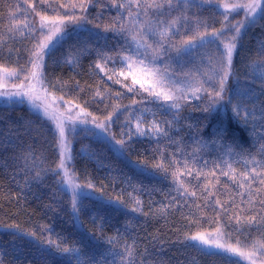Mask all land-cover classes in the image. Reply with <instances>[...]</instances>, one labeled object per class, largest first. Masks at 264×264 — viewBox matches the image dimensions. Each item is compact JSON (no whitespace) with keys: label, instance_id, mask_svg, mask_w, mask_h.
Masks as SVG:
<instances>
[{"label":"trees","instance_id":"16d2710c","mask_svg":"<svg viewBox=\"0 0 264 264\" xmlns=\"http://www.w3.org/2000/svg\"><path fill=\"white\" fill-rule=\"evenodd\" d=\"M228 2L173 0L159 18L167 26L179 17L175 27L161 37L145 26L152 45L145 47L132 36L141 21L151 19L158 29L152 10L145 16L113 0H0V68L26 80L41 45V17L61 19L63 40L39 53L41 83L99 131L80 130L72 146L80 192L71 195L59 180L55 130L24 101L0 100V264H245L190 242L218 228L240 253L264 254V194L255 191L262 186L251 171L264 165V11L237 37L223 99L214 103L209 92L219 87V74L212 77ZM216 30L222 31L206 35ZM136 50L167 79L186 81L199 94L178 108L154 99L124 70V58ZM153 123L163 131H149ZM229 166L238 178L248 172L252 188L222 175ZM177 169L195 196L179 187Z\"/></svg>","mask_w":264,"mask_h":264},{"label":"rangeland","instance_id":"374dc122","mask_svg":"<svg viewBox=\"0 0 264 264\" xmlns=\"http://www.w3.org/2000/svg\"><path fill=\"white\" fill-rule=\"evenodd\" d=\"M227 1H229L228 2L229 4H246L251 2V0H227ZM261 3L263 4V0H261ZM261 12H262L261 9H257L256 13H253L252 16H249L247 18L245 17L244 9H240L238 11H232L229 13L227 20V27L223 35L222 34H221L222 36L219 35V40H218L222 46V50H223L222 53H224L225 51L224 43L227 42L235 34V29L233 26L238 25V22H240L242 24L241 26V31H242L243 28L257 22V20L260 18ZM253 17H255L254 22H253ZM60 27L61 30L59 32H56L54 30V27L51 23H48L44 27H41V19H40L39 29L41 33V45L46 44L47 47H44L43 49H41L40 47L39 53L40 51L43 52L53 51L55 48L58 47V44L64 38L66 32V24L62 23ZM49 37H51V39H49ZM39 53H38V57L34 62L36 64V67L33 66L32 72H30V75L26 80L20 81L19 78H17L15 72L0 68V93H16V92L20 93V95H0V100L12 101L17 99L24 101L26 104H28V107L30 108L33 114L45 120L46 123L49 126H51L57 134V148H58L59 159H61V155H60L61 146L58 143L59 132L57 129V123L60 121L63 122V126L65 129V143L67 144V151L65 152V157H66L65 168L64 169L59 168V180L61 181L62 189H64L68 194L77 195L78 192H80V190L77 186L75 173L72 166L73 164L72 146L74 142L77 140L78 136H80L79 133H82L80 132V130L93 128L96 130L97 133H99V131L89 122H86L85 114L83 112H80L78 109L70 105L63 104L58 98L54 97L44 88V86L41 83V76H40V68L42 62V59L40 57L42 55L39 56ZM128 56H131L136 60H142V58L139 57V53L137 52V50L135 51V53H132ZM127 63L128 61L124 60V68H125L124 70L126 74L131 77L132 81L134 82V79L137 80L142 79L141 74L139 72H136L134 74L129 73V70L127 68ZM33 72L36 73L35 76L32 75ZM11 73H15V74L13 75ZM167 81L170 84L171 89L174 91V95L177 97L175 101H171V100L164 101L161 99V101H164L169 106H172L173 103L179 105L182 101L194 98L199 94V91L198 92L195 91L197 88L195 86H192L186 81L176 82L170 79H167ZM135 84L140 86L139 83H135ZM148 86H149L148 84H145V87ZM25 93H27V95H25ZM153 97L154 99H156L155 96ZM65 169H67V173H68L67 178L65 177ZM69 179L71 180V184L68 183ZM202 235H204L205 239L209 241L208 244H204L200 240H193V239H191L190 242L196 248L204 252H208V253L219 252L231 258L243 259L245 261V264H264L263 252L259 251L258 253L255 252L251 254L243 253V255H241L239 251L236 253L228 252L223 249L217 248L214 243V242H218L229 245L223 235L221 236L217 232L210 234H202Z\"/></svg>","mask_w":264,"mask_h":264},{"label":"snow or ice","instance_id":"6c2138e0","mask_svg":"<svg viewBox=\"0 0 264 264\" xmlns=\"http://www.w3.org/2000/svg\"><path fill=\"white\" fill-rule=\"evenodd\" d=\"M185 4H187V0H185ZM113 5L114 6H118L121 9H124L126 7H135L137 9H141L144 13L145 16L149 15V10H152L155 14H156V19H155V24L158 26V29H154L152 27V23L153 21L150 19L148 21H141L140 22V31L137 32L135 35L132 36L133 41H137L138 38L140 40L144 41V45L145 47H152L151 44H148L146 38L143 35L144 32V28L145 26H147V30L149 32H154L156 30L159 31L161 37H165L167 36L170 28L175 27L179 17L174 18L170 21L167 22V26L165 25V21L163 19H160L159 17L163 15V10L165 9V7H167V9L170 11L173 8V0H127V3L121 2L117 5L116 0H113ZM81 8H84L86 5L85 3L81 2V4L79 5ZM72 7H76L75 4L72 5ZM222 7H224L225 9V13H224V20H228V15L230 12L232 11H238L240 9H244L245 11V17H249L252 16L253 13L257 12V9H261L262 11H264V5H262L261 0H251L250 3H246V4H229V3H224L222 5ZM132 12L129 11V16H132ZM255 20V17H253V22ZM51 23L54 27V30L56 32H59L61 30L60 25L63 23V21L61 19H50L48 17H41V27H44L46 24ZM241 26L242 24L240 22H238V25H234V29H235V34L227 41L224 43V53L222 54L221 58H220V62H219V67L216 69V72L214 73V76L212 78L215 77L216 74H219V80H218V89H214L212 92H209V96L213 98L214 103L218 102L220 100L223 99V93L225 91L226 88V83L229 79V76L231 74V67H232V56H233V51L236 48V39L237 37L240 35V31H241ZM225 27H227V25H225ZM112 28H115V25L112 26ZM105 30H109V29H105ZM222 30H216L212 33H207L206 35H217L218 33H220ZM49 39H51V37H49ZM191 43V40H185L182 41V44H189ZM41 49H43L44 47H47L46 44H42ZM42 58V57H40ZM126 61H128L127 63V68L129 70L130 74H134L136 72H139L141 74L142 79L137 80L134 79V83H139L141 86V89L144 92H147L149 95L151 96H155L157 100H164V101H175L177 99V97L174 95V91L171 89L170 84L168 83L165 75L163 73L160 72L159 69L157 68H153L150 67L145 60H136L131 56L125 57L124 58ZM34 67H36V64L34 63ZM97 67H100V65H97ZM103 70V69H102ZM11 74H15V73H11ZM33 76L36 75L35 72L32 73ZM145 84H148V87H145ZM22 86V85H21ZM132 89L129 88V91H131ZM201 89L197 88L195 91H200ZM100 93L98 92L97 95H99ZM0 95H20L19 92L16 93H0ZM25 95H27V93H25ZM135 102V101H134ZM172 107H176L178 108L179 105L176 103L172 104ZM205 111H208V109H205ZM237 114L239 112V107L237 106L236 108ZM47 114V113H46ZM58 119V118H55ZM98 127H103V124H98ZM57 129L59 132V140L58 143L61 146V159L60 162L58 164L59 168L64 169L65 168V152L67 151V144L65 143V129L63 126V122L60 121L57 123ZM149 131H153V132H162L163 129L160 128L157 124L153 123L150 128ZM137 132H139L141 135L145 134L142 128L141 123L138 122L137 124ZM223 134V130H221V133ZM118 144H122L123 141H117ZM264 147V146H262ZM157 167H163V165H157ZM185 170L187 172L188 175L192 174V169L189 168L187 165H185ZM252 175L259 178V184L262 186L260 188H257L255 191L257 193L260 194H264V165L260 166V171H257V169L253 168L252 170ZM184 173L181 172L179 169H177L176 172L173 173V178L177 181L179 187L184 189L185 193H188L190 195L195 196L196 193L195 192H189V189L187 186L184 185V183L180 180V176L183 175ZM197 176H202V175H206L203 172H197L196 173ZM210 175L215 176V173H211ZM222 175L224 176H229V178L234 182V183H238L239 187L241 189H251L252 188V183L253 180L251 179L250 175L248 172H243L240 174V177L238 178L236 173H235V169H232L231 166H229V171L227 172H222ZM68 173H67V169H65V177L67 178ZM245 181H247V183H245ZM68 183L71 184V180H68ZM89 187H91V185H89ZM215 184L209 180L208 183L205 185V189L209 190L208 191V195L212 196L215 195L214 192L210 191L211 188H214ZM240 195H243V192L240 193ZM252 197L250 194V199L249 202H251ZM137 204H139V201H136ZM216 203L219 205L222 202L220 200H217ZM261 203L264 204V199L261 200ZM75 206V204H74ZM137 209H133V211H136ZM243 210L241 209V212ZM235 219L237 221V223H241V216L240 215H236ZM247 219V222L249 224H252L255 221V217H251V218H245ZM239 230V229H238ZM217 233L220 234L221 236L223 235V233L220 232V229H217ZM191 239L193 240H200L202 243L204 244H208L209 241L207 239H205V236L202 234H196L194 236L191 237ZM215 246L217 248L223 249L225 251L228 252H232V253H236L238 252V249L235 247H232L230 245H226L224 243H218V242H214ZM240 242L237 241V244H239ZM261 248H264V244H260L259 245ZM65 252H68L69 249L65 248L64 249ZM128 254L129 256H131V249L128 250ZM241 255H243V253H240Z\"/></svg>","mask_w":264,"mask_h":264}]
</instances>
